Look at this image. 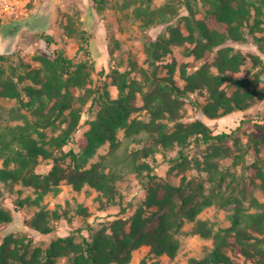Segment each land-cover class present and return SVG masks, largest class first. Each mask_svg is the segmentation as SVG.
Returning a JSON list of instances; mask_svg holds the SVG:
<instances>
[{
  "label": "trees",
  "instance_id": "16d2710c",
  "mask_svg": "<svg viewBox=\"0 0 264 264\" xmlns=\"http://www.w3.org/2000/svg\"><path fill=\"white\" fill-rule=\"evenodd\" d=\"M94 2L101 11L107 0ZM199 2L208 5L202 18L197 17ZM184 3L189 10L185 16L187 32L169 25L168 36L150 43L156 59L171 53L172 45H189L188 54L203 61L193 71L188 70L195 66L193 63L180 65L183 85L175 78L176 60L167 64L165 75L154 77L148 93L144 83L131 76L136 66L123 72L115 69L108 75L119 90L117 97H112L106 80L97 88L91 85L94 65L76 62L61 49H54L52 55L34 56L37 65L32 61H21L18 66L0 65V98L16 101L8 109L15 123L0 122V181L34 189V197L28 195L16 203L39 208L27 220L32 228L47 234L55 228L53 220L68 216L67 209L60 212L43 205L47 195L61 193L64 183L77 191L85 186L95 189L105 209L116 202L120 193L119 183L124 177L120 167L138 175L147 171L148 178L145 199L133 214L127 216L123 208L121 214L81 240L70 233L42 247L33 245L27 235L0 236V264H58L62 257H68L70 264H129L133 252L142 246H148L156 257L166 254L175 258L181 246L177 233L187 221H195L193 233L214 238L213 248L201 257L191 258L190 264H247L237 262L233 256L236 253L264 264V201L257 196L258 192L264 195V161L251 164L250 191L244 185V173L237 178L229 168L222 167L225 158L240 164L252 147L257 153L264 152V122L257 124V136L248 143L235 135L245 118L236 130L219 133L210 123L236 110L245 112L264 99V57L252 54V67L243 76H234L247 63V55L227 44L229 40L247 42L249 32L264 53V0ZM176 12L170 4L151 11L136 9L146 26L166 22ZM76 23L73 17L68 18L67 32L89 45L91 37ZM30 35L31 39L45 40L48 46L56 43L54 36L46 32L33 38ZM86 45L80 49L89 52ZM12 59L10 54H0V60ZM190 93L201 94L205 101L199 104L201 116L187 122L181 119V109ZM139 95L151 114L149 121L133 117L140 110ZM84 124L89 128L79 140L81 153L73 149L65 152L64 147L75 140ZM121 128L125 129L124 140L118 136ZM107 142L111 145L109 154L86 167ZM132 143L138 147L130 151ZM202 145H206L202 158L188 152L189 147ZM176 148V155L168 160L172 163L168 174L181 176L178 185L155 173L150 163L158 152ZM43 160H53L46 173L38 171ZM192 169L205 175L188 177L186 173ZM219 199H224L225 206L231 205L233 211L229 214L231 224L215 230L209 220L198 219V215ZM77 211L91 215L82 204ZM12 220V212L0 199V225Z\"/></svg>",
  "mask_w": 264,
  "mask_h": 264
},
{
  "label": "rangeland",
  "instance_id": "374dc122",
  "mask_svg": "<svg viewBox=\"0 0 264 264\" xmlns=\"http://www.w3.org/2000/svg\"><path fill=\"white\" fill-rule=\"evenodd\" d=\"M184 2L185 0H107L104 9L100 11L94 0H18V4L11 14L0 16V54H10L13 57L12 61L0 60V65L10 67L11 64H14L18 66L21 61H32L33 65H37L34 56L38 54L52 55L51 52L54 49H61L76 62L87 61L94 65L91 85L97 88L106 80L110 82L109 88L112 97H117L119 90L116 85L111 83L112 78L108 75L113 74L115 69L123 72L136 66L137 69L131 73V76L141 80L144 83L145 93H148L152 88L154 77L165 75L168 72L167 64L176 60L175 78L183 85L184 80L180 77V65L193 63L195 66L188 67L189 71H193L203 61L196 60L193 55L188 54L187 46L189 45H172L171 53L161 59H156L152 55L150 43L159 41L164 35L168 36L169 25L180 26L184 32H187L185 16L189 15V10ZM168 4L172 5L177 12L166 22H156L146 26L144 17L138 16L136 13V9L139 7L151 11ZM207 6V4L199 2L198 18L204 17ZM70 17L77 20L76 27L85 30L86 35L91 37L89 45L83 44L79 36L69 35L66 25ZM42 32L53 35L56 43L48 46L43 39H31L30 34L33 38L34 34ZM263 33L259 32L258 34L262 35ZM227 44L247 55V63L240 72L234 73V76H243L252 67L253 61L250 57L252 54H260L264 57V53L261 52L253 35L249 32L247 42L239 43L229 40ZM82 45L88 46L90 51L81 50ZM204 101L205 98L201 94L190 93L181 109V119L190 122L200 117L202 112L199 104ZM14 105H16L15 100L0 98V122L15 123L8 110ZM138 105L140 110L135 112L133 117L149 121L151 114L144 107L142 95H139ZM243 118H245V122L241 124ZM260 122H264V99L245 112L236 110L230 115L210 121L215 133L236 130L241 124V127L235 131V135L245 143L257 136V124ZM88 128L89 125L84 124L77 132L75 140L64 147V151L68 152L73 149L75 152L81 153L79 140ZM124 135L125 129L121 128L118 131L119 139L124 140ZM135 147L138 145L132 143L129 150L131 151ZM110 148L109 142L103 144L89 159L86 167H90L92 163L100 160L101 156L109 154ZM205 149L206 145L191 146L188 152L191 156L198 154L202 158ZM177 150L178 148L171 151H160L150 158V163L155 168L154 172L166 177L176 185L180 184L181 176L175 175L174 172L168 174L172 164L168 160L169 157L176 155ZM69 161L70 157L67 159V162ZM254 161H264V152L257 153L256 149L252 147L246 155V159L240 164L235 165L232 158H225L222 160V167L229 168L237 178H240L244 173V185L250 191L252 190L251 164ZM52 164L53 160H43L38 171L46 173ZM2 166L3 159H0V167ZM120 168L124 176L119 183L120 193L116 197V202L108 205L105 209L101 207L98 200V192L89 186L77 191L64 183L59 195H47L43 200V205L48 209H59L60 212L68 210V216L64 215L60 219L53 220L55 228L47 234L41 233L27 223V220L39 210L38 207L31 204L23 207L16 205L19 198H25L28 195L34 197V189L21 184L11 185L0 181L1 203L13 214L11 222L0 225L1 238L8 234L27 235L33 240V245L47 247L52 240L70 233H74L78 240H81L83 236L88 237L92 230L108 223L116 214H121L123 208L126 209V215L130 216L145 199L147 171L138 175L128 168ZM186 174L188 177L205 175L196 169L188 170ZM257 196L261 201H264L262 192H258ZM225 203L224 199H219L200 213L198 219L209 220L215 230L228 227L231 224L229 214L233 209L231 205L225 206ZM248 203L249 200L246 199V204ZM80 204L88 207L91 215L79 214L77 209ZM194 225L195 221H187L182 230L177 233L181 246L175 258L166 254L156 257L151 255L148 246H142L133 252V258L129 264H143V262L145 264H153V262L190 264L191 258L205 255L214 246L213 237L204 238L192 232ZM233 256L237 262L256 264L254 260H247L243 254L236 253ZM58 264H70L68 257L59 258Z\"/></svg>",
  "mask_w": 264,
  "mask_h": 264
},
{
  "label": "built area",
  "instance_id": "2783aa9c",
  "mask_svg": "<svg viewBox=\"0 0 264 264\" xmlns=\"http://www.w3.org/2000/svg\"><path fill=\"white\" fill-rule=\"evenodd\" d=\"M18 4V0H0V16L11 14Z\"/></svg>",
  "mask_w": 264,
  "mask_h": 264
}]
</instances>
